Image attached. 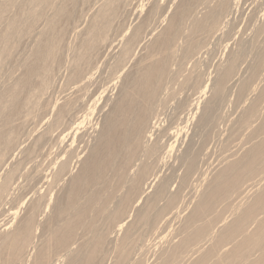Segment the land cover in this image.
<instances>
[{"label": "bare ground", "instance_id": "1", "mask_svg": "<svg viewBox=\"0 0 264 264\" xmlns=\"http://www.w3.org/2000/svg\"><path fill=\"white\" fill-rule=\"evenodd\" d=\"M5 1L8 0L0 4V63L7 58L10 60L18 45L24 47L20 45L24 43L21 37H28L36 22L43 19L46 25L42 32L38 31L40 37L35 36L33 30L31 36L35 39V46L29 56L25 54V59L18 56V61L12 56V63L18 62V66L19 57L23 58L20 63L22 72L19 77V74L13 76L12 85L7 87L4 81L7 89L0 90V210L8 202L13 204L6 211L9 218L6 221L0 219V264H107L111 260V264H138L135 256L145 252V239L160 237L159 226L164 224L165 227L170 221H176L184 210L176 208L178 196L169 190L173 172L183 170L178 183L181 188H186L185 182L189 184L188 178L195 174L198 161L202 159L198 158L201 153L196 150L195 142L198 141L195 139L197 136L201 138L202 134L208 139L204 133L213 129L219 107L226 100L230 85L235 84L239 66L244 58L247 59L245 56L255 58L256 71L263 68L264 21L260 25H249L250 18L248 25L253 26L248 29L250 35L249 32L246 38L243 35L249 28L246 25L245 32L235 36L237 23L234 15H237L239 0H166L164 5L159 0H99L100 4L96 0L99 7H95L89 20H85L87 22L81 20L84 19L83 15L80 17L81 11L77 12L80 0ZM88 2L91 3L89 0L80 1L85 7ZM44 8L50 11L49 16H45ZM130 26L133 27L129 31ZM158 28L160 31L155 37L148 40ZM69 32L77 34L75 39H78L72 48L66 43ZM146 42L143 56L134 60L128 71L124 70L122 65L132 56L131 51ZM216 44H225L227 58L224 65L219 62V71L215 72L217 77L210 87L197 65L203 57L206 59ZM116 49L120 52L116 54L119 63L115 61V67L120 64L122 67L118 65V69L124 72L117 71L113 78L116 82L98 92L93 87L95 73L97 75L100 67L97 63ZM66 52L71 53L66 57L68 61L64 57ZM5 63L8 65L7 61ZM186 64L193 67L186 74L178 71L183 78L181 86L196 87L194 93L197 97L189 103L190 109L182 117L180 110L187 106L186 99L176 98L174 92L171 94L175 81L172 87L170 82L176 75L172 69L175 72L182 70ZM1 65L3 68L4 63ZM61 66L67 67L66 85L56 91L52 78L56 75V68ZM60 78L62 81V76ZM246 84L239 90V96L248 86ZM115 88L117 91L111 98L109 92ZM251 89L253 93L254 87L246 90ZM260 92L257 99L264 98V90ZM168 97L180 111L181 117L177 114V120L174 117L176 122L165 113ZM100 100L102 105L97 106ZM255 103L241 120L247 131L249 119L258 112V102ZM161 116H165V120ZM192 118H195L193 124L189 122ZM256 125L255 133L250 127V133L255 137H250V141L248 136L246 138L249 146L242 142L247 147L240 144L242 152L239 153L238 144L236 152L231 151L233 153L225 159L223 157L221 162L217 161L215 173L208 171L214 175L210 181L199 185L207 186L205 190L201 189L204 191L199 199L197 196L195 207L191 208L193 211L184 217L178 232L175 231L176 243H168L159 259L156 254L155 264H184L187 261L188 264H264V251H256L264 250V187L259 188L260 181H264V123ZM258 131L261 134L256 136ZM36 152H39L38 156ZM45 152L48 156L53 155L47 165L48 172L35 161L36 157L42 156L40 154L46 155ZM75 167L77 170L72 173ZM163 169H169L173 174L168 173V176L164 170L161 175ZM205 177L208 175L202 180ZM245 181L253 183L244 184L246 187L242 188ZM58 186L61 188L52 199L50 192ZM251 190L256 192L254 199L251 203L247 201V205L242 204L245 206L242 208L240 203L244 201L239 199L248 198L245 194ZM242 194L243 197L239 198ZM14 199L22 200L21 205L17 206L19 202ZM228 202L235 204L228 208L234 216L231 223H224L222 218L217 221L209 219L216 205ZM23 204L26 206L21 214ZM250 222H257L255 230L251 228L252 232L247 229L252 226H249ZM219 224L220 231L215 236L213 227ZM212 234L214 243L208 249L207 242L212 239ZM227 245H230L228 250ZM201 246L206 251H202L197 259L195 255ZM219 247H225L226 251L216 253ZM110 250L112 255H108ZM254 250L261 255L251 260ZM190 253L196 258L193 262V259L188 260Z\"/></svg>", "mask_w": 264, "mask_h": 264}, {"label": "rangeland", "instance_id": "2", "mask_svg": "<svg viewBox=\"0 0 264 264\" xmlns=\"http://www.w3.org/2000/svg\"><path fill=\"white\" fill-rule=\"evenodd\" d=\"M2 1H3V4H4V0H0V4H2ZM9 2H10V0H8ZM8 1H5V3L6 2H8ZM22 0H20V2H21ZM58 0H56V2H57ZM81 1V0H80ZM80 1H79V3H78V5H77V7L79 8V10H78V8H77V12L78 11H83L82 13L80 12V17L83 15V18L84 19H82L81 18V20H83L84 22H87L88 20H89V18H90V15L92 14V12L94 11V9H95V7H96V9L99 7V4H100V1L98 2L99 4H97V1L96 0H94V2L96 1V6L94 5L95 3L92 1V0H89V1H91V3L90 2H88V4H85V5H87L86 7L83 5V3H80ZM257 1H259V2H257ZM59 2V1H58ZM159 2L160 3H162V5H164V3L166 2V0H159ZM146 3V1L144 2V4ZM82 4V5H81ZM93 5V7L94 8H92V5ZM80 5H81V7H84V9H82L81 7H80ZM91 5V6H90ZM238 5H240V6H238L237 8L239 9V11H238V9H237V12H236V16L234 15V22H236L237 23V27H236V25L234 26V29H235V32L237 33V35H235V36H237L238 37V35H241V32L242 33H244L245 32V30H247V32H245V34H243V35H245V38L247 37L246 35V33H248V35H250V33H251V31L250 30H248V29H251L253 26H249V25H254V23H255V25H260V23H262L263 21H264V0H239V4ZM2 5H0V7H1ZM89 6V7H88ZM98 6V7H97ZM253 6V7H252ZM257 6V7H256ZM148 7V4H147V6H145V9ZM89 8V9H88ZM247 8V9H246ZM262 8V9H261ZM17 8L15 7V9H13V11H12V9H11V11L13 12V13H15V10H16ZM81 9V10H80ZM87 9V10H86ZM92 9V11H90ZM44 10V13H45V16L47 15V16H49L50 15V11L48 10V8L46 9V8H44L43 9ZM42 10V11H43ZM12 12L10 13V15L12 14ZM77 12H76V16L78 17L79 16V14L77 15ZM90 12V13H89ZM85 13V14H84ZM254 13H255V15H254ZM88 14V16H86ZM261 14V15H260ZM84 15H85V17H86V19H85V17H84ZM76 17V18H77ZM250 18L252 19V22H250L249 20H250ZM79 19V18H78ZM236 19V20H235ZM247 19V20H246ZM85 20H87V21H85ZM255 20V21H254ZM258 20V21H257ZM41 21V22H40ZM257 21V22H256ZM40 22V23H39ZM250 22V23H249ZM259 22V23H258ZM36 23H38L37 25H39V26H37L36 25ZM35 23V26H34V28H33V30L34 31H36V32H34L33 33V30L30 32L31 34H32V36H33V34L35 35V36H39L40 37V35H39V33L41 34V32H42V30H44L45 29V25H46V23H45V21H43V19H41V20H39L38 22H36ZM135 23V22H134ZM134 23H133V25H134ZM235 23V24H236ZM248 23H249V25H248ZM252 23V24H251ZM257 23V24H256ZM132 25V24H131ZM246 25H248V27L249 28H246L245 30L243 29ZM1 27L2 26H0V31H1ZM131 28L130 29H128L129 31L132 29V27L133 26H130ZM236 27V28H235ZM247 27V26H246ZM36 28H38V29H36ZM160 28H158L156 31H154V33L150 36V38L148 39V40H152L154 37H155V35L160 31L159 30ZM238 29V30H237ZM39 30H41V32H39L38 33V31ZM128 30L126 31L127 33H126V35H128L129 33H128ZM158 31V32H157ZM29 33V34H30ZM36 33H37V35H36ZM73 33V34H72ZM31 34L30 35H28V37H27V35L26 36H24V37H21V39L23 40V42H21V43H23V44H20L19 42L21 41V39H20V41L18 42V44H20L21 46L22 45H24V47L22 46V47H20L18 44H15V46H17L18 45V50L16 49V47H15V49L17 50H14V51H16V53H14L15 54V56H14V54L12 53V56H13V58L16 60V61H18V56H20V57H23L24 59L26 58V57H24L25 56V54H27V56H29V54L31 53H29V51L31 50L32 51V48L35 46V39H34V37H32L31 36ZM70 34V35H69ZM69 34H68V37H69V39L66 41V43L68 42V44H70L69 46L72 48L73 47V45L75 46V43H76V41L75 40H78V39H75V38H77V34L75 35V33L74 32H69ZM32 39L31 41H29V44H27V41L30 39V38ZM71 37V38H70ZM237 37H235V38H237ZM27 38V39H26ZM152 38V39H151ZM18 39V40H19ZM26 39V40H25ZM38 38L36 37V40H37ZM71 39V40H70ZM25 40V41H24ZM147 40V41H148ZM34 41V42H33ZM70 41H72V42H70ZM16 42V43H17ZM148 42H150V41H148ZM33 43H34V45H33ZM74 43V44H73ZM31 44V45H30ZM144 44V43H143ZM140 45V46H138V48H139V50H138V48H136V49H133L134 50V52H133V50L131 51V57H129V60L127 61V62H125V64H123L122 66H123V69L125 70V69H127V71H128V69H130L131 68V66L134 64L133 62H135L136 60H137V58L140 56H143L142 54H144L145 52H146V50H145V47H143V46H147V42H146V44L145 45ZM216 45H218V46H216ZM215 45V47H213V49L211 50V52H210V54L209 55H207V57H206V55H205V57H206V59L203 57V59H201L200 60V62L198 63V65L199 66H201V67H199L198 65H197V67H198V69L197 70H199L200 72H201V75L203 76V79L205 80V82H206V84L208 85V86H210L211 87V84L213 83V81L216 79V77H217V74L215 73V72H218L219 71V67H218V64H220V63H222V64H220L221 66L222 65H224L225 64V60H226V54H227V49L226 48H224V45L223 44H216ZM30 46V47H29ZM233 46V45H232ZM31 48V49H30ZM143 48H144V50H143ZM223 48V49H222ZM26 49V50H25ZM116 50H118V51H116ZM116 50H114L113 51V53H111L112 54V57H111V54L109 53V54H107V55H105V56H103V59H101L100 58V62L98 61V63H100V65L97 63V65H98V67H99V69H97L98 70V72H97V75H96V73H95V76H94V78H95V83H94V88H97L98 89V92H99V90H102L104 87H110V86H112V84H113V82L115 83L116 81H114V77H116V75L118 74V72H120L119 71V69L118 68H120V67H122L120 64H117V67H115L116 66V63H115V61H117L118 62V60H117V58H118V55H119V53L118 52H120V49H116ZM142 50H143V52H142ZM226 50V51H225ZM116 51V52H115ZM26 52V53H25ZM133 52V53H132ZM140 52H142V53H140ZM29 53V54H28ZM21 54V55H20ZM71 53H68V52H66V55L64 56L65 57V60H67L68 61V58H66V57H68L69 55H70ZM116 54H118V55H116ZM140 54V55H139ZM108 55H109V57H111L110 59H109V57H108ZM115 55V56H114ZM12 56L10 57V60H8V58L7 59H5V60H2V61H4L3 63H4V66H3V68H2V65L1 64H3V63H0V90L2 91V90H5V88L7 89V87L8 86H10V85H12V83H13V76L14 77H17V75L16 74H19L18 75V77L20 76V74H21V72H22V68H21V62H23L22 60H23V58H20L19 57V59L21 60V61H19L20 63H19V65L20 66H18L17 64H18V62L17 63H15L14 62V64L12 63L13 61L12 60H14V59H12ZM249 56L250 55H248V57L247 56H245L247 59H245L244 58V62H242V67H241V65L239 66V71L240 72H238V77H237V79L239 78V80H237L236 78V82H235V84H237V85H235L234 83V85L232 86V84L230 85V87L228 88V90L227 91H229V92H227L226 93V100H224V103H222V107L220 106L219 107V111H218V114L217 115H219L220 116V120L218 119V117L219 116H217L216 115V120H215V123L213 124L214 126H215V128H214V126H213V129H211L210 128V130H206V132L204 133V135H205V138H208V139H204V137L201 135L200 137L202 138V139H204L203 141L201 140V138H198L199 136H197L196 137V141H198V142H195V147L197 146L198 147V149H197V147H196V150L199 152V153H201V156H198V158L200 157V158H202L203 159V162H202V159H200V161H198V165H197V171H199V173L196 171L195 172V174H194V178H193V174L190 176V179L188 178V180H189V184H187L186 182H185V186H186V188H184V187H182L181 188V185H179V183L178 182H180V179L179 178H181V176L183 175V170H181V169H177V171L176 172H173V173H171V171L168 169H163L162 170V173H161V175L163 174V171H164V174H166V175H168V173H169V175L171 176L172 174L174 175H172V177L173 178H171V182H170V185H169V190H171L170 192H173V193H176V196H178L177 198L179 199V200H177V201H179V203L177 202V207L176 208H182V209H180L179 211H181V210H183V211H181V213H179V218H177V220L176 221H170L171 223H167V224H165V227H164V224L162 225L161 224V226H159V228H160V230H159V233L160 232H162L161 233V235H160V237H158V238H155L154 236H152L151 238H149V237H147L146 239H145V247H144V249H146V250H144L145 252H142V253H140V254H138L137 256H135V261H139V263L138 264H153V261H154V259H155V256H156V254H157V258L156 259H159L161 256H162V254L165 252V251H162V250H164V248H166L167 246H169L170 245V243L171 242H175L176 243V241H177V239H175V238H177V237H175L174 235H176V232H178V228L180 227V225H181V222L183 221L184 222V217L185 216H187V214L189 215V212L191 211H193V209H191L192 207L194 208L195 207V205L194 204H196L195 203V201H196V199H197V196H198V199L200 198V196L202 195V192L205 190V188H206V184H204V186L202 187V186H199V185H202V182L203 181H210L211 179H209V178H212L213 176L212 175H214V174H211V172H208V171H212V173H215L214 171H215V166H217V161L218 162H221L223 159H225V157H227L228 155H230L231 153H233V152H236V150H237V147H238V144L240 145H242V142H249L250 141V139L254 136V134L251 132L250 133V131L252 130L250 127H252L254 130H253V132L255 131V129L257 130V128H256V124H258L259 123V125H262L264 122V119H262V118H264V98H262V97H260V98H258V99H260V100H258L257 99V97L262 93V92H260V91H262V90H264V58H262L263 60L261 61V66H263V68L262 67H260L261 68V70L260 69H257V70H260V71H256V68H254L255 67V63L253 62L254 61V57H251V58H249ZM16 57V58H15ZM63 57V58H64ZM116 57V58H115ZM223 57V58H222ZM62 58V59H63ZM113 58H115V59H113ZM130 58H131V60H130ZM136 58V59H135ZM104 59H106V60H104ZM107 59H109V60H107ZM119 59V58H118ZM208 59V60H207ZM252 59V60H251ZM101 60H103V61H101ZM135 60V61H134ZM215 60V61H214ZM7 61V63H8V65L5 63ZM9 61V62H8ZM104 61L106 62V63H104ZM225 61V62H224ZM247 61V62H246ZM218 62V63H217ZM220 62V63H219ZM246 62V63H245ZM11 63V64H10ZM62 63H63V60H62ZM103 63V64H102ZM119 63V62H118ZM6 64V65H5ZM65 64H67V63H64V65ZM115 64V65H114ZM204 64V65H203ZM206 64V65H205ZM253 64V65H252ZM113 65V66H112ZM120 67H119V66ZM219 65V66H220ZM245 65V66H244ZM17 66L19 67V68H17ZM128 66V67H127ZM220 66V67H221ZM97 67V66H96ZM127 67V68H126ZM130 67V68H129ZM172 67V66H171ZM176 67V66H175ZM193 66H191L190 64H186V66L185 67H183V69L182 70H177V67H176V72H175V69H172V68H174V66L171 68L173 71H174V75H175V73H176V75L174 76V78L172 79V81L170 82L172 85H170L171 87L173 86V81H175L174 83V86L171 88V94H173V92H174V94H176L178 97H176V98H178L179 99V97L181 96V98L180 99H182L183 98V100H185L186 99V101H185V104L187 105V106H184L185 108H183L182 110H180V111H182L183 113H181L180 111V115L183 117V115H184V113H186L187 111L186 110H188V108H189V103L191 104V102L193 101H195L194 99L197 97V93L195 94L194 92L196 91V87H194L195 89H193V87L190 89V87H184V86H181V84H182V80H183V78H181L182 76H179L180 75V72L181 71H185L184 73L186 74V71L188 72V70L189 69H191ZM15 68H16V71H15ZM60 68H61V70H60ZM65 68V69H64ZM67 67L65 66H61V67H59L58 69H59V73H57L58 72V69L56 68V70H55V72H54V74H58L57 75V77H56V75H53V77L54 78H52L54 81V84H53V86L55 85L56 86V91H58V90H61V87H62V89L63 88H65L64 86L66 85V79L64 78V77H67V69H66ZM116 68V69H115ZM243 68V69H242ZM7 69V70H6ZM13 69V70H12ZM21 69V70H20ZM118 69V70H117ZM203 69V70H202ZM215 69H218V70H215ZM241 69V70H240ZM251 69V70H250ZM253 69H255L254 71H252ZM19 70V71H18ZM118 71V72H117ZM178 71H180L179 73H178ZM249 71V72H248ZM251 71V72H250ZM262 71V72H261ZM14 72V73H13ZM17 72V73H16ZM18 72H20V73H18ZM63 72V74H61ZM65 72V73H64ZM117 72V73H116ZM122 72H124L123 70H122ZM255 72V73H254ZM260 72V73H259ZM12 73V74H11ZM184 73L182 72V74L184 75ZM203 73V74H202ZM240 73V74H239ZM252 73V74H251ZM253 73H254V75H256V79H255V77H254V75H253ZM8 74H11V76L10 75H8ZM64 74L66 75V76H64ZM212 74V75H211ZM216 74V75H215ZM113 75V76H112ZM250 75H253V76H250ZM8 76V77H7ZM11 77V79L12 80H10V77ZM59 76V77H58ZM62 76V81H61V77ZM249 76H250V78H251V81H249ZM7 77V78H6ZM55 77H56V79H55ZM178 77V78H177ZM5 78V79H4ZM64 78V79H63ZM175 78H176V80H175ZM260 78V79H259ZM7 79V80H6ZM60 81H58V80ZM182 79V80H181ZM246 79H248L247 81H246ZM14 80H16V78L14 79ZM64 80H65V82H64ZM110 80H111V82H110ZM180 80V81H179ZM209 80V81H208ZM241 80V81H240ZM244 80V81H243ZM259 80V81H258ZM7 82L6 83V86H5V82ZM10 82V83H9ZM176 82H178L177 84H176ZM241 82V83H240ZM243 82V83H242ZM247 84H246V83ZM250 82V83H249ZM63 83H65V84H63ZM252 83V84H251ZM4 84V85H3ZM61 84V85H60ZM106 84H108V85H106ZM242 84V85H241ZM244 84H246V85H248L246 88H244V91H242L243 93H241L240 94V96H239V93H240V89L242 90V88H243V86H244ZM256 84H258V85H256ZM3 85V87H1ZM99 87H98V86ZM54 86V87H55ZM96 86V87H95ZM181 86V87H180ZM242 86V87H241ZM92 87V88H93ZM116 87H118V84H117V86ZM210 87H208V89L210 88ZM253 88L254 87V89H255V91H253V93H251L252 92V89L251 90H246L247 88L249 89V88ZM259 87V88H258ZM108 89H110V88H108ZM116 89V88H115ZM175 89V90H174ZM186 89H188V90H186ZM193 89V90H192ZM230 89V90H229ZM113 90V89H112ZM111 90V91H112ZM185 90V91H184ZM195 90V91H194ZM257 90V91H256ZM116 91H117V89L116 90H113L111 93L109 92V95L111 96V98H113L114 96H115V93H116ZM187 91V92H186ZM209 92H210V90H208ZM208 91H207V93H208ZM249 91H250V93H249ZM259 91V92H258ZM179 92V93H178ZM181 92H182V94H181ZM197 92V91H196ZM255 92V93H254ZM184 93V94H183ZM189 93V94H188ZM257 93V94H256ZM229 94V95H228ZM244 94V95H243ZM192 95V96H191ZM208 95L210 96V93H208ZM208 95H206V97H209ZM56 96V95H55ZM228 96H229V98H228ZM262 96V95H261ZM263 96H264V94H263ZM171 98L170 97H168L167 98V101H168V104H167V106H165V113H167L166 115H170L171 116V118H176L177 117V115H179V112L177 111V109H176V107H175V104L173 103V101L171 102V100H170ZM101 101V102H100ZM99 102V105H97V106H101L102 105V100H100ZM203 101L204 100H202L201 102H200V106H202V104H203ZM255 101H257L256 103H255ZM260 101V102H259ZM171 102V103H170ZM192 102V103H193ZM170 103V104H169ZM172 103L174 104V105H172ZM254 103L256 104V109L258 110V112H256V113H258V115L256 114V113H254L253 115L255 116H252V118L254 119H249V121H248V123H249V125H247V127H248V131L247 130H245V129H247V128H245L246 127V124H244L243 125V123L241 124V120L242 119H244L243 118V116H245V114H246V112H248V110L252 107V105H254ZM98 104V103H97ZM257 105H258V107H257ZM170 106V107H169ZM174 106V107H173ZM262 106V107H261ZM224 107V108H223ZM172 108H173V110H172ZM175 108V109H174ZM254 108H255V106H254ZM190 109V108H189ZM183 110H185V111H183ZM174 111H176V113H174V115H176V116H174L173 115V112ZM222 113H224V114H222ZM244 113V114H243ZM179 115V117H181ZM197 115V114H196ZM263 115V116H262ZM170 116H166V119H170ZM162 117V116H161ZM164 117V120H165V116H163ZM163 117H162V119H163ZM175 118L173 119V121L174 122H176L175 121ZM256 118H258L257 120H256ZM168 119V120H169ZM186 119V117L184 118V120ZM194 119L195 118H192V119H190V120H192V121H190L189 120V122H192V124H193V121H194ZM224 119V120H223ZM240 121H239V120ZM170 120H172V119H170ZM176 120H177V118H176ZM252 120V121H251ZM255 120H256V122H255ZM263 120V121H262ZM239 122V123H238ZM256 124H255V123ZM263 122V123H262ZM247 123V124H248ZM253 123V124H252ZM192 124H190V126H192ZM240 125V126H239ZM243 125V126H242ZM250 125H252V126H250ZM254 125V126H253ZM258 125V126H259ZM242 127H244V128H242ZM255 127V128H254ZM249 128H250V130H249ZM214 129H215V131H214ZM232 130V131H231ZM235 130V131H234ZM239 131V132H238ZM243 133V134H242ZM250 133V135H248ZM255 133V132H254ZM260 132L258 131V132H256V136L259 134ZM253 134V135H252ZM261 134V133H260ZM238 135V136H237ZM207 136V137H206ZM247 136H248V139H249V141H248V139H246L247 138ZM251 137V138H250ZM255 137V136H254ZM235 138V139H234ZM239 138V139H238ZM199 139V140H198ZM234 139V140H233ZM236 139H238V140H236ZM201 141L202 142H206V143H201ZM225 141V142H224ZM253 141V140H252ZM251 141V142H252ZM255 141V140H254ZM240 142V143H239ZM246 142V143H247ZM234 143V144H233ZM246 143H244V148L245 147H247V146H249L248 145V143L246 144ZM204 144H205V146H206V148L204 147ZM247 146H246V145ZM249 144H250V142H249ZM202 147H201V146ZM222 145V146H221ZM233 145H235V146H233ZM239 146L238 148H239V150H241V148H242V146ZM233 147V148H232ZM200 148V149H199ZM214 148V149H213ZM243 148V149H244ZM208 149V150H207ZM217 149V150H216ZM223 149V150H222ZM199 150H201V151H199ZM205 150V151H204ZM219 150V151H218ZM239 150H237V152H242V150L241 151H239ZM42 151H44V149L42 150ZM207 151V152H206ZM215 151V152H214ZM229 151V152H228ZM231 151H233V152H231ZM40 152V151H39ZM39 152H36L37 153V156H38V154H39ZM206 152V153H205ZM223 152V153H222ZM220 153V154H219ZM221 153H222V155H221ZM44 154H46L47 155V157H45L46 155H43V153L42 154H40V155H42V156H40V157H36L35 159H37V160H35L38 164H41V166H42V168L43 169H46L47 171L46 172H48V166H49V164H50V162L53 160V159H51V158H53V155H49L48 156V153H44ZM205 155V157L203 158V156ZM219 155V156H218ZM225 155V156H224ZM224 157V158H223ZM44 158V159H43ZM197 158V160H199ZM223 158V159H222ZM39 159H41V160H39ZM48 159V160H47ZM206 159V160H205ZM222 159V160H221ZM51 160V161H50ZM50 161V162H49ZM205 161V162H204ZM40 162V163H39ZM200 163L203 165H200ZM204 163V164H203ZM206 163V164H205ZM208 164V165H207ZM216 164V165H215ZM48 165V166H47ZM200 166V167H199ZM211 168H210V167ZM45 167V168H44ZM26 168H27V166L24 168V170H26ZM214 168V169H213ZM72 173H75L76 172V170H77V168L75 167V168H72ZM181 172V173H180ZM203 172V173H202ZM198 174V175H197ZM200 174H202L203 176H201L200 177ZM168 175V176H169ZM208 175V177L206 178V179H204V180H202L203 179V177L204 176H207ZM210 175V176H209ZM177 176V177H176ZM199 176V177H198ZM212 176V177H211ZM179 177V178H178ZM196 177V178H195ZM209 179V180H208ZM188 180H187V182H188ZM191 180H193L192 182H191ZM261 183H259V188L261 189L262 187H264V181L262 182V181H260ZM193 183V184H192ZM201 183V184H200ZM207 183V182H206ZM251 183H253L252 181L250 182H247L246 183V181L243 183V187L242 188H244V187H246V186H244V184L246 185H249V184H251ZM196 184H198V185H196ZM261 184V185H260ZM178 185L180 186V187H178ZM183 186V185H182ZM189 186V187H188ZM192 186V187H191ZM196 188H195V187ZM188 187V188H187ZM201 187V188H200ZM257 187H258V185H257ZM61 188V186H58V188L57 187H55V188H53V190L50 192L51 194H50V196L52 197V199L55 197V195L58 193L57 192V190L58 189H60ZM173 188V189H172ZM181 188V189H180ZM202 188H204V190L202 191L201 189ZM258 188V189H259ZM56 189V190H55ZM198 189H200V190H198ZM248 189H250L249 187H248ZM247 189V190H248ZM192 192H191V191ZM254 190H255V188H254ZM254 190H251V191H254ZM202 191V192H201ZM251 191H247L248 193V195L247 194H245L246 195V197H248V198H245L244 200H241V199H239L240 201H244L243 203L241 202L240 204H241V207L242 208H244L245 206H242V204H245L247 201H248V203H251V201H252V199H254V196H255V194H256V192L254 191L253 192V194H252V192ZM14 193V192H13ZM17 193V191H15V195L16 196H18V194H16ZM251 193V194H250ZM244 194H242L239 198H242L243 197V195ZM250 195H252L251 197H250ZM195 196V197H194ZM193 197H194V199H193ZM191 198V199H190ZM250 198H251V200H250ZM237 200V202L239 201L238 200V197L236 198ZM14 200H16V199H14ZM235 201V204L237 203ZM16 202H19V201H17L16 200ZM16 202L15 201H13V203H14V206H16L17 204H16ZM21 202H22V200H21ZM21 202H19L18 203V205L17 206H20L21 205ZM27 202V201H26ZM197 202V201H196ZM234 202V201H233ZM224 203V204H218V206L216 205V207L213 209L214 210V212H213V216L211 215V216H209L210 218L209 219H216V221L218 220V219H220V218H222V220L224 221V219H225V221H224V223H231V221H233L234 220V216H232L231 214H230V211H231V206L232 205H235L234 203ZM25 203V202H24ZM248 203H246V205L248 204ZM10 204V205H9ZM12 203H9L8 202V204H5L2 208L4 209H2L1 208V210H0V219H3V220H7V218H9L8 217V215H7V213H6V211L13 205H11ZM16 204V205H15ZM228 204H230V205H228ZM25 206H26V204H23L22 205V207H21V214L23 213V209H25ZM191 206V207H190ZM222 209V210H220V208ZM229 207H231L230 208V210L228 209ZM220 211H219V210ZM227 209V210H226ZM225 212H224V211ZM174 211H176V209H174ZM188 211V212H187ZM222 211V212H221ZM190 212V213H191ZM218 212H221V213H219V214H216V213H218ZM181 214V215H180ZM229 214V215H228ZM217 215V216H216ZM219 215H221V216H219ZM223 215H224V217H223ZM228 215V216H227ZM225 216H227V217H225ZM231 216V217H230ZM219 217V218H218ZM42 218V217H41ZM186 218V217H185ZM179 219V220H178ZM208 219V218H207ZM233 219V220H232ZM5 220V221H6ZM257 221V220H256ZM182 222V223H183ZM221 224V223H220ZM220 224L217 226V227H213L215 230H213V228H212V232H214L215 233V236H216V234H217V231H218V234H219V231H220V229H219V227H220ZM256 224H257V222L254 224V222H250L249 223V226L250 225H252V226H247V227H249V228H247V229H251L252 227L254 228H256L257 226H256ZM213 226H215V224L213 225ZM163 228V229H162ZM255 228H254V230H255ZM166 229V230H165ZM163 230H164V232H163ZM171 230H172V232H171ZM176 231V232H175ZM248 231V230H247ZM253 230L251 229L250 231H248V232H252ZM175 232V233H174ZM157 233H158V231H157ZM174 233V234H173ZM168 234V235H167ZM164 235H165V237H164ZM163 236V237H162ZM175 238H174V237ZM175 239H173V238ZM152 238H155V239H153L152 240ZM162 240H161V239ZM213 238H214V234H212V239L209 241L210 242V244H209V242H207L208 243V249L210 248V246L211 245H213V243H214V240H213ZM173 239V240H172ZM152 240V241H151ZM237 240H239L238 238H237ZM162 242V243H161ZM154 243V244H153ZM169 243V245H167ZM204 243V246H206V243L205 242H203L202 241V244ZM158 244V245H157ZM201 243H200V245H202ZM199 246V245H198ZM203 246V245H202ZM201 246V248L203 249H201V248H199L200 250H199V253L198 252H196V258L198 257L199 258V256L198 255H201L202 254V251H206V250H208L207 249V247H204L206 250H204V248ZM229 246V247H228ZM232 246V245H231ZM233 246H234V243H233ZM152 247V248H151ZM226 248H227V250L228 249H230V245H227V246H225ZM225 247H219L218 248V251H216V253H219V254H221L222 253V251L223 250H225ZM150 248V249H149ZM224 248V249H223ZM232 248V247H231ZM264 249V248H263ZM160 250V251H159ZM220 250V251H219ZM111 251L112 250H110L109 251V254L108 255H112L111 254ZM163 253H162V252ZM226 251V250H225ZM256 251H260V253H262V251H264V250H256ZM255 250H254V252H251V254L253 255V256H251L250 255V259L251 260H253V258H254V260H256L257 259V255H258V257L261 255L260 253H255L256 252ZM113 252V251H112ZM144 253V254H143ZM198 253V254H197ZM223 253H224V251H223ZM222 253V254H223ZM255 253V254H254ZM155 254V255H154ZM141 256V258H140V256ZM161 255V256H160ZM190 256H189V258H188V260H192L193 258L196 260V258H195V256H193L192 255V253H190L189 254ZM192 255V256H191ZM255 255V256H254ZM158 256H159V258H158ZM147 259H146V258ZM190 257H192V258H190ZM197 258V259H198ZM141 259V260H140ZM152 259V260H151ZM155 259V261H154V264H155V262L157 261ZM192 260V262L193 261H195V260ZM134 261V262H135ZM141 261V262H140ZM159 261V260H158ZM152 262V263H151ZM112 263V260L110 261V262H108L107 264H111ZM158 263V262H157ZM156 263V264H157ZM189 263V261H187V262H185L184 264H188ZM191 263V262H190ZM212 263V262H211ZM210 263V264H211ZM174 264H176V263H174ZM178 264V263H177Z\"/></svg>", "mask_w": 264, "mask_h": 264}]
</instances>
